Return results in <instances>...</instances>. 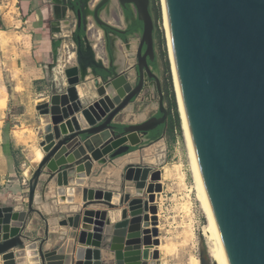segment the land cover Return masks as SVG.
<instances>
[{"label": "water", "instance_id": "obj_1", "mask_svg": "<svg viewBox=\"0 0 264 264\" xmlns=\"http://www.w3.org/2000/svg\"><path fill=\"white\" fill-rule=\"evenodd\" d=\"M110 1L100 0L91 8L104 32V27H113L101 18L100 9ZM118 1L125 7L132 4L143 22L136 62L109 71L102 62L93 61L95 68L87 79L90 64L77 57V64L64 69L65 90L47 96L48 104L36 108L46 125L40 142L43 156L30 180L27 210L0 205L3 264H21L28 249L32 264H48L49 256L60 252L57 264H104L102 248L108 246L115 264H162L156 204L162 191L161 170L132 162L121 174V190L86 184L94 178L95 162L105 165L136 151L132 148L146 143L148 131L169 118L162 81L149 65L156 55L151 0ZM162 3L194 168L220 253L225 264H264V0ZM78 17L81 25V10ZM132 73L135 80L130 78ZM88 82L97 98L82 104L80 88L87 93ZM151 86L158 99L157 114L138 123H117L116 117L134 107ZM98 101L106 104L108 113L90 121L86 110ZM46 168L51 179L62 172L73 173V186L57 189L59 202L84 203L68 218L69 236L53 250L46 248L47 238L37 246L25 233L28 219L37 212L35 190ZM128 182L136 183L133 191L127 189ZM92 205L106 208L95 210L89 208ZM208 254L209 249L201 248L200 264H217Z\"/></svg>", "mask_w": 264, "mask_h": 264}, {"label": "crops", "instance_id": "obj_2", "mask_svg": "<svg viewBox=\"0 0 264 264\" xmlns=\"http://www.w3.org/2000/svg\"><path fill=\"white\" fill-rule=\"evenodd\" d=\"M108 13L105 10L101 16L114 25L117 16ZM120 18L125 22L123 16ZM77 21V12L70 7L69 0H0V205H12L14 210L28 208L30 180L42 160L34 162L35 150L39 148L43 152L40 142L46 136V125L41 122L35 102L40 97L65 90L68 83L64 69L77 64V57L81 58L90 64L87 68L89 79L95 68L93 61L102 62L106 67L115 66V70L133 65L129 57L134 56L138 41L126 43L112 34L103 45L98 39L90 37L88 26L85 41L81 38L83 47L78 48ZM58 41L60 43L56 46ZM70 46L75 49V53L67 56ZM85 52L89 56H79ZM88 83L91 85V82ZM88 89L87 93L81 94V98L89 96L95 101V91ZM26 100L32 104L30 111L33 107L36 110V124L20 125L18 122L27 108ZM155 100V90L151 86L136 99L135 106L125 112L132 116L135 110L147 105L151 107L146 113L153 115L158 111ZM22 103L26 105L22 107ZM141 114L144 113L139 112L138 116ZM63 173L68 176V182L60 179ZM72 174L62 172L51 179L46 168L40 176L35 190L38 199H35L34 207L37 212L28 219L25 230L30 242L37 243V246L43 238H47L45 246L47 248L49 245L50 249L69 236L71 227L68 218L77 211H73L72 207L77 206L79 209L84 203L59 202L57 189L73 186L70 181ZM86 184L96 186L90 184L89 179ZM109 189L118 191L116 188ZM89 208L98 210L106 207L92 205ZM124 208L128 209V203H125ZM84 239L85 235L77 239L76 246ZM113 259L110 247L102 248L104 264H109Z\"/></svg>", "mask_w": 264, "mask_h": 264}, {"label": "rangeland", "instance_id": "obj_3", "mask_svg": "<svg viewBox=\"0 0 264 264\" xmlns=\"http://www.w3.org/2000/svg\"><path fill=\"white\" fill-rule=\"evenodd\" d=\"M94 2L95 1L93 0L92 3L95 4ZM115 3L116 5L114 6L112 4L111 8H112L113 13L117 16V18L115 19L114 22L113 21L112 22L114 24H117L119 27L124 28L126 26V23L124 21H121V18H120L123 16L122 15L123 11L121 7L119 6V2L117 0L115 1ZM158 4L161 7V14H162L160 20L158 21V24L161 30L165 34L166 49H167L168 58L170 61L169 45H168L167 31H166V21H165V15L163 11L162 0H158ZM88 26H90L89 31H88L90 34V37H92L94 40L98 39V41H101L100 44L105 45L106 38L104 36V32L102 28L91 17H90V20H87V27ZM129 39H130L129 42L131 41L132 44L138 41V38L133 37V36H130ZM156 49L159 55V48L157 46H156ZM72 53H75V49L72 46H70V50L68 51L67 56H71ZM133 55H134L133 57H129L131 59L130 63L132 64L136 62L135 54ZM157 63L158 65L156 68V72L162 81L163 89H164V82H165L164 65L160 58H158ZM170 75L172 77L173 89H174L177 104H178V110H179L180 119H181V126L180 128L177 127L172 133L167 131V128H166L165 133L162 135L160 139L156 141H145L146 143L144 145L143 144L140 145L141 148H138L137 146V150L140 151L144 149L146 146H152L155 149L153 152L155 163H151V166L155 170L159 169L162 172V178H161L162 191L157 193L156 204H157L158 216H159V222H160L159 223V231H160L159 238L161 240V244H167L168 251L166 252L164 250L163 251L160 250L161 263L162 264H191V263L200 264V259H199L200 250L203 247L204 248L208 247L206 239L204 235H202L203 229L205 225L207 224V217L205 214V210L198 198L197 191L195 189V180H194L193 171L191 168L192 164L190 162L191 160L189 157V150L187 148V142L185 139L184 130L182 126V117H181L179 103H178L176 85H175V80H174V72H173L171 61H170ZM130 78L135 80V74L132 73L130 75ZM90 89H93L94 91V88H90ZM40 98H38L37 100H39ZM155 101H157L158 103L157 98ZM36 102H35V105L37 108ZM24 104L25 103H22V107ZM26 104L25 105L27 108L25 110L24 108L22 109L24 110V112L20 115V119L18 122L20 123V125L27 124V123L36 124L37 123V118L35 115L36 110L33 107L32 111H30V105L32 104H30L29 100L26 102ZM166 106L168 107L167 102H166ZM150 107L151 106L143 105L141 106L139 110L138 109L135 110L134 115L132 116L129 115L130 114L129 112H123L121 115H118L115 120L116 122L125 123V124L141 122L142 120H145L148 117H150L149 113H146L148 112L147 110H150L149 109ZM154 107H156V104L154 105ZM139 112L144 113V114H141L139 117L138 116ZM30 154H33V153H30ZM42 156H43L42 150L39 148H36L34 162L40 161ZM115 161L116 159L108 162L105 165L100 164L96 166L95 168L96 173L94 175V178L93 179L90 178L89 183L96 185L94 187L109 189L110 186L114 184L112 183L113 182L112 180H114V177L111 173L110 174L104 173L105 171L104 168L106 167L105 169H109L110 166L119 168L120 164L115 163ZM126 166L127 164L124 167H122L121 174L125 172ZM60 179L62 181L68 182V176L60 177ZM123 181H124V178L120 176V180L118 183V189L116 188L117 190H121V185ZM76 210H78L77 206H76ZM0 238H1V235H0ZM59 243H61V241L57 242L50 249L49 247H47V249L53 250V248L57 247ZM63 250L64 251L66 250L65 247ZM62 255H63V252L56 253L52 255V257L49 256L48 260L49 259L51 260L57 257L61 259ZM208 256L209 258H211V260H213L210 254H208ZM31 259H32V256H29V259H28L29 264H32ZM0 264H3L2 257H0ZM109 264H115V263L114 261H111Z\"/></svg>", "mask_w": 264, "mask_h": 264}, {"label": "bare ground", "instance_id": "obj_4", "mask_svg": "<svg viewBox=\"0 0 264 264\" xmlns=\"http://www.w3.org/2000/svg\"><path fill=\"white\" fill-rule=\"evenodd\" d=\"M174 80H175V78H174ZM175 85H176V83H175ZM88 87H89V89L93 88L91 85H89ZM90 90L93 91V89H90ZM176 91H177V88H176ZM80 93L84 94L85 92L83 90H81V88H80ZM86 97L82 98L83 99L82 100V104H85L86 100L87 101L89 100V97H87V98ZM177 97H178V103H179L180 113H181V117H182V126H183V130H184V135H185V139H186V142H187V148L189 150V157H190V160H191L190 162L192 164L191 168H192L193 176H194V180H195V189L197 191L198 198H199V200H200V202H201V204H202V206H203V208L205 210V214H206V217H207V224L205 225V227L203 229V235H204V237L206 239V242H207V245H208L207 248L209 249V254L212 257V259L214 260V262H216L217 264H225V262H224V260L222 258V255L220 253V250H219L220 245H219V242H218V240L216 238L214 224H213L212 219H211V217L209 215V212L207 210V205H206L205 199L203 197V194H202V191H201V187H200L199 182H198L197 174H196V171H195V168H194V163H193L191 150H190V142H189V139H188V135L186 133V128H185V124H184V120H183V115H182V110H181V105H180L178 91H177ZM36 103H37V107L42 108V107H44V106H46L48 104V97L47 96L41 97L39 100H37ZM108 110H109V108L106 106L105 103H103L102 101H98L97 103H95L92 106H90L89 108H87L86 116H87V118L90 121H95L97 119L102 118L108 112ZM154 150L155 149L152 146H146L144 149H142L140 151L136 150L134 152L128 153V155L126 154L125 156H121V157L117 158L115 163L120 164V167L116 168V167H111L110 166L109 169H105V171H104V173H107V174L111 173L113 175V177H114V180H112L113 181L112 183H114V184H112L110 187L118 189V183H119V180H120L122 167H124L126 164H129V163H132V162L133 163L145 162L146 164H150L151 165V163H155V158L153 156ZM65 174L63 173L60 177L66 176ZM135 186H136L135 182H128L127 183V189L130 190V191H133ZM155 193H157V192L155 191ZM72 210L73 211L76 210V206H73ZM52 221H53V219H52ZM52 228H54V227L52 226ZM51 230H53V229H51ZM54 230H56V229H54ZM1 237H2V235H1ZM0 240H1V238H0ZM47 245H48V243H47ZM47 247H49V245ZM65 249L68 250L67 246H65ZM159 250H161V251L164 250V251L167 252L168 251L167 244H160ZM29 256H32L30 249H28V255H27L26 258L22 259V263L21 264H29V260H28ZM50 256L52 257V255H50ZM60 261H61V259L59 257H57V258H53L51 260L49 259L48 260V264H57ZM191 262H192V260H191ZM191 264H193V263H191Z\"/></svg>", "mask_w": 264, "mask_h": 264}, {"label": "trees", "instance_id": "obj_5", "mask_svg": "<svg viewBox=\"0 0 264 264\" xmlns=\"http://www.w3.org/2000/svg\"><path fill=\"white\" fill-rule=\"evenodd\" d=\"M88 0H75L76 7L80 8L83 2H86ZM88 11V10H86ZM151 12L154 15L155 19V40H156V46L159 48V55L158 58H160L164 65V73H165V82H164V92H165V101L168 104V110H169V118L168 122L166 124H162L157 126L156 128L152 129L150 133V139L149 141H156L162 137V135L165 133L166 128L169 132H174V130L181 126V119L180 114L178 110V104L175 96V92L173 89L172 84V77L170 75V61L168 58V53L166 49V38L164 32L161 30L158 21L160 20L162 14H161V7L158 4V0H151ZM126 13L128 15H131V10H127ZM106 29H111L110 27H107ZM143 29V22L139 19L134 20L130 25L131 31H142ZM79 34H84V30H79ZM59 41L56 43V46L59 45ZM158 63H155V67L157 68ZM113 66L109 68V71L113 70ZM97 70L100 73L107 74V71L103 68H97ZM122 127V125L120 126ZM132 149H137L136 147H133Z\"/></svg>", "mask_w": 264, "mask_h": 264}, {"label": "flooded vegetation", "instance_id": "obj_6", "mask_svg": "<svg viewBox=\"0 0 264 264\" xmlns=\"http://www.w3.org/2000/svg\"><path fill=\"white\" fill-rule=\"evenodd\" d=\"M95 2V4H93L92 2H93V0H88V1H86V2H83L82 3V5L80 6V8H78V7H76V3H75V0H69V3H70V7L73 9V10H76V12H77V18H78V21H77V37H78V39H79V44H78V48H82L83 47V44H82V39L85 41V39H86V35L87 34H85L86 33V31H87V18L89 17H91V18H93V12L91 11V8H93L100 0H94ZM115 1L116 0H111L110 1V4H108V6H105V7H102L101 9H100V16H101V14H102V12H104L105 10H107V11H109V15H114V13H113V11H112V8H111V5L113 4L114 6L116 5V3H115ZM118 1V0H117ZM119 2V1H118ZM119 6L121 7V9H122V11H123V13H122V15H123V19L125 20V22H126V26L124 27V28H121V27H119L117 24H112L111 23V25H112V27L114 28H120L121 30H124L125 32L124 33H120L119 31H116L115 29H113V28H111V29H106L107 27H104V29H105V38H109L110 37V35H116L117 37H119L120 39H122L124 42H129V37L130 36H133V37H137L138 38V44H139V38H140V35H141V32L142 31H131L130 30V25H131V23L134 21V20H137L138 19V17H137V12H136V9H135V7L132 5V4H128L127 3V5H126V7L125 6H123V5H121L120 4V2H119ZM131 10V12H132V14L131 15H128L127 13H126V11L127 10ZM78 10H81V12H82V14H83V20H82V24L81 25H79V17H78ZM86 10H88V11H86ZM150 11H151V6H150ZM89 14V15H88ZM91 14V15H90ZM151 14L153 15V13L151 12ZM153 17H154V15H153ZM101 18H102V16H101ZM94 19V18H93ZM95 20V19H94ZM96 22V21H95ZM84 30V34H79L78 33V31L79 30ZM91 29V28H90ZM82 38V39H81ZM137 47H138V45H137ZM79 50H81L82 51V49H79ZM146 50V46H144V51ZM136 52H137V50H136ZM136 52H135V58H136ZM155 52H156V55H155V58H154V60L153 61H150L149 60V65H150V67H151V69L157 74V72H156V67H155V63L156 62H158V53H157V49H156V40H155ZM79 56L80 57H87V56H89V54H87V52H85V54H83V56H82V53H80L79 54ZM110 68V67H109ZM146 75V78H148L149 76H148V74L146 73L145 74ZM158 75V74H157ZM149 81H152V79H149ZM149 89H147V90H145V91H148ZM155 90V89H154ZM144 91V92H145ZM155 114H157V113H155ZM155 114H153V115H155ZM150 116H152V115H150ZM117 123H119L120 124V122H117ZM119 130H121V127L119 128ZM151 131L152 130H150V131H148V134L146 135V141H149V139H150V133H151Z\"/></svg>", "mask_w": 264, "mask_h": 264}]
</instances>
